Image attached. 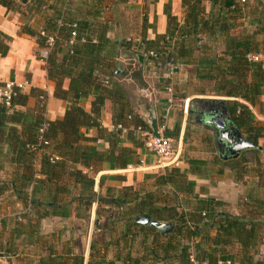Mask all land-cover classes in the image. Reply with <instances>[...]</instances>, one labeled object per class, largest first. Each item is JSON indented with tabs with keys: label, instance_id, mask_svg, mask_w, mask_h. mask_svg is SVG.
I'll list each match as a JSON object with an SVG mask.
<instances>
[{
	"label": "trees",
	"instance_id": "trees-1",
	"mask_svg": "<svg viewBox=\"0 0 264 264\" xmlns=\"http://www.w3.org/2000/svg\"><path fill=\"white\" fill-rule=\"evenodd\" d=\"M134 1L0 0L7 11L20 14V33L34 37L39 49L46 47L40 31L53 37L45 69L54 83L53 96L67 103L63 118L53 121L45 118L46 94L34 88L29 94L20 93L11 108L0 104V197L11 195L22 204L17 225L34 221L36 227L40 220H67L72 215L74 237L72 234L60 248L55 238L45 241L46 254L38 264H264V257L258 258L264 245V160L258 145L264 139V125L249 108L260 104L264 68L262 62L248 58L264 54V0L245 4L217 0L224 11L208 17L202 16L198 1L182 0L186 8L183 25L166 7L164 34L147 40L143 18L139 38L112 40L110 33L119 27L125 13L122 6ZM35 15L40 16L37 27L29 24ZM73 23L76 39L69 46ZM236 28L241 32L233 33ZM136 39H140L138 44ZM10 41L0 32L1 57L8 53ZM118 50L140 56L155 52L163 65L171 59L175 67H194V82L174 85L176 101L183 103L192 93L247 103L227 104L234 124L256 145L250 166L242 156L219 157L221 160L213 162L219 166L216 175H223L227 167L236 172L237 183L248 186L238 212L222 201L198 197L205 194L204 188L195 194L196 183L188 174L209 178L211 172H207L208 162L193 158L186 160L187 171L170 167L145 176L153 181L151 190L104 187L106 177L102 176L97 192L94 177L104 164L117 170L139 163L134 150L121 145V137L134 141L138 129L151 130L122 83L124 78L140 82L141 65L135 58L125 70L117 69L114 58ZM29 97L36 99L34 109H26ZM107 107L115 131L102 126ZM178 128L176 125L175 130ZM82 129H93L96 135L84 136ZM164 135L170 136L168 132ZM139 139L144 145L143 138ZM98 141L108 148L96 146ZM53 156L58 160L52 163ZM143 216L171 223L173 230L161 235L154 227L136 222ZM102 220L106 222L103 229Z\"/></svg>",
	"mask_w": 264,
	"mask_h": 264
},
{
	"label": "crops",
	"instance_id": "crops-1",
	"mask_svg": "<svg viewBox=\"0 0 264 264\" xmlns=\"http://www.w3.org/2000/svg\"><path fill=\"white\" fill-rule=\"evenodd\" d=\"M54 1L58 0H52V2ZM69 1L76 2V0ZM127 5L126 8L122 6V9H125V13L119 19V27L110 33V38L114 41L119 42L133 36L139 38L140 36L137 34L142 31L143 18L146 20L145 33L147 40L152 41L157 35L164 34L167 28L166 7H169L170 14L176 18L179 25L184 24L186 17V8L183 6L182 0H136ZM200 9L203 17L224 11L222 5L215 2L201 3ZM39 17V15H35L29 24L37 27L36 24L40 20ZM21 23V16L18 12L7 11L6 8L0 5V32L11 38L8 53L4 57L0 56V83L12 80L16 84L24 85V94H29L32 88L43 91L46 94L45 118L51 121L60 120L65 114L67 103L53 96L54 83L47 78L44 60L36 56L41 49H39L34 37L20 33ZM238 29H234L232 32L235 34L241 32V29ZM144 55L142 63L139 62L141 65L140 82H136L131 78L122 79L127 94L132 93V96L131 94L129 96L134 102L136 112L146 120L144 118L145 114L153 110L158 127L164 126L165 132H168L171 137L178 131L182 133L180 139H182V136L185 138L190 136L191 145L197 144L195 145L196 148L191 152L193 153L192 156L187 157L184 154V148H182L184 142L177 144L180 148L177 168L187 171L189 166L186 164V160L189 158L208 162L207 172H211L209 178L188 174V178L196 183L195 194H199V190L204 188L205 194L198 195V197L222 201L228 204L234 212H238L240 198L247 191L248 186L235 181L236 172L232 169H224L223 175H216L219 166L213 165V162L215 161L214 157L216 155L219 157V154L214 144V134L208 125L200 122L198 112L203 110L205 100H224L230 116L228 102L236 101L245 105L247 103L237 98L188 93L187 105H185V102L182 103L175 100V106H169L166 102L165 86L162 87V85L165 83L168 85L172 84L174 91L175 84H184L186 81L194 82L195 68L186 65L174 66L178 71H173V75L167 77L162 70H157L156 66L150 63L147 54ZM137 56L130 52L126 53L118 50L116 51L114 62L117 65L125 63L127 67L129 62L134 61ZM152 66L157 71L153 72ZM125 68L123 69L125 70ZM67 84L68 82L66 81L65 87H67ZM35 104L36 99L29 97L26 109H34ZM151 104L153 105L152 108ZM182 107L187 108V112L184 114ZM249 108L255 120L264 125V92L261 95L260 104ZM85 110L89 111V101L85 103ZM101 123L104 128L111 129V116L108 107L102 113ZM176 125L180 126L177 130H175ZM239 131L241 132L240 129ZM81 133L87 137L96 135L93 129H82ZM242 136L244 137L243 134ZM139 138L140 136L136 137V140H134L135 144L126 135L122 136L121 145L134 150L139 163L142 162L146 171L154 170L152 167L157 162V159L146 149ZM95 144L101 149L108 148V145L102 141H98ZM258 145L263 148L260 151V158L264 160V139L259 140ZM145 150L148 154H146ZM251 150L242 152L238 157L245 155L247 152H251L250 154L253 156ZM126 172H128L126 168L113 170L109 164H104L103 169L94 177L95 189L97 190L98 188L100 177H106L105 180L109 179V176L105 174H115L113 176L115 177L124 175ZM0 177L3 178V173H0ZM117 177L121 178L123 176ZM248 180H251V178H248ZM21 212L23 213L22 204L15 201V197L11 195L0 197V264H38L40 258L46 254L45 249H43V246H46L45 241L55 238L56 245L60 248V244L69 239L72 234L73 237L75 235V231L70 228L72 215L67 220L60 218L43 219L37 222L35 227L34 221H23V223L17 225L19 221H16V216ZM31 219L34 220L33 217ZM34 230L35 233H32ZM262 257H264V245H261L259 249L258 258Z\"/></svg>",
	"mask_w": 264,
	"mask_h": 264
},
{
	"label": "built area",
	"instance_id": "built-area-1",
	"mask_svg": "<svg viewBox=\"0 0 264 264\" xmlns=\"http://www.w3.org/2000/svg\"><path fill=\"white\" fill-rule=\"evenodd\" d=\"M199 3H208L211 2L213 0H196ZM225 1H236L240 4H245L251 1H258V0H225ZM45 9V7H43V10ZM59 25H61V21L58 22ZM71 32H70V36H69V41H68V45H72L75 42L76 39V24L73 23L71 24ZM40 36L45 38V43H46V47L42 48L40 50L39 56L41 60H46L48 53L50 51V49L52 48L53 44H54V39L52 36H48L46 35V33L44 31H40ZM128 41H130L128 39ZM137 44L140 42V39H136L134 40ZM82 43H85V39L81 40ZM95 42V41H93ZM147 57L150 61V63H152L153 65L159 66V67H163L168 69L171 74L174 71V65L172 64L171 59L165 63V65H163L160 57L158 54H156L155 52H149L147 54ZM249 60L253 61V62H262L264 64V54H254V55H249L248 56ZM163 65V66H162ZM24 89V85H19L16 84L14 81L9 80L6 82H2L1 86H0V104H3L6 108H11L12 106V102L13 100L20 94L23 92ZM165 91L167 93V98H166V102L169 106H173L174 103V98H173V86L172 84L168 85L165 87ZM185 105H187L188 103V99L184 101ZM112 131H115L116 128H114L113 126H111ZM159 133H160V137H155L152 134V131H144V130H137V133L139 136H141V138H143L144 140V145L146 147V149L157 159V162L154 164V166L152 168L154 169H165V168H169V167H177L178 165V155L180 152V148L179 146L174 150L173 149V140L170 137H167L164 135L165 132V127L164 126H159L158 127ZM43 130H40V132H42ZM122 133L125 134L126 130L123 129ZM44 145H47L48 142L47 141H43ZM263 158H264V152H263ZM58 158L53 156L50 158V161L53 163L55 161H57ZM145 166H143L142 162H140L139 164L136 165H131L128 166L126 168V170L128 172H138V171H143L145 170ZM197 264V263H196ZM201 264H205V263H201Z\"/></svg>",
	"mask_w": 264,
	"mask_h": 264
},
{
	"label": "water",
	"instance_id": "water-1",
	"mask_svg": "<svg viewBox=\"0 0 264 264\" xmlns=\"http://www.w3.org/2000/svg\"><path fill=\"white\" fill-rule=\"evenodd\" d=\"M26 3L27 0H19ZM137 59L142 63L144 56H137ZM174 72L178 69L174 68ZM153 105L151 104V108ZM200 117V122L208 125L212 130L214 137V144L217 147H222L218 149L219 157L222 159L237 158L242 152L256 148L252 142L246 140L239 129L235 126L232 117L229 115L225 101L224 100H205L203 110L198 112ZM144 118L148 123L152 134L155 137H160L158 130L157 119L153 110L145 114ZM136 222L154 227L161 235H166L173 230V225L167 222H159L152 220L148 216H143L137 218Z\"/></svg>",
	"mask_w": 264,
	"mask_h": 264
},
{
	"label": "rangeland",
	"instance_id": "rangeland-1",
	"mask_svg": "<svg viewBox=\"0 0 264 264\" xmlns=\"http://www.w3.org/2000/svg\"><path fill=\"white\" fill-rule=\"evenodd\" d=\"M216 1L217 0H213V1L208 2V3H213V2H216ZM251 27H254V25H252ZM238 30H240V28ZM154 66H156V65H154ZM154 66H152L153 67V70H152L153 72H155L157 70H162V72L167 77H171L173 75V73L171 74V72L168 69H166V68L156 66V69H157L156 70ZM125 67H126L125 63H121L120 65H117V69H119V70H124L123 68H125ZM163 86H165V85L163 84L162 87ZM164 89H165V87H164ZM164 92H165V94H167L165 90H164ZM130 94L132 96V93H130ZM173 106H175V101L173 103ZM182 110H183L182 111L183 114L187 112V108L186 107L185 108L182 107ZM180 135H182V133L178 131V133L173 134L172 137L169 136L174 141L173 142V149L175 150L178 147L177 144L179 142H182V143L184 142L182 144V148H184L185 156H187V157L192 156L193 153H191V152L196 148L195 145H197V144L191 145V141L192 140L190 139V136H188L186 138L184 136H182V139H180L181 138ZM184 144H185V147H184ZM250 153L251 152H247L245 155L242 156L247 162H249L248 166H250V163L253 160V156ZM146 154H148L147 151H146ZM214 158H215V160H217V159L221 160L217 155ZM222 166H223V164H222ZM225 169H228V168L226 167ZM162 172H163V169H154V170H150V171H146V170L142 171L141 170V171L134 172V173L126 172L124 175H117V176H123V177H121L122 179H117V180L112 178L115 174L114 175L113 174H105L106 176H109V179L105 180L103 186L104 187L108 186V187H111V188H114V189H121V188H123L125 186H133L134 188L140 189V190H151L152 189L151 185H152L153 181L151 179H146L145 176L161 174ZM98 191H99V188L97 189V192ZM101 226H102L101 229H103V227L106 226V222L104 220L101 221ZM77 236H78V234H77ZM96 239L99 240L98 235L96 236Z\"/></svg>",
	"mask_w": 264,
	"mask_h": 264
},
{
	"label": "flooded vegetation",
	"instance_id": "flooded-vegetation-1",
	"mask_svg": "<svg viewBox=\"0 0 264 264\" xmlns=\"http://www.w3.org/2000/svg\"><path fill=\"white\" fill-rule=\"evenodd\" d=\"M218 149H221V150H222V147H219ZM218 151H219V150H218ZM228 158H230V157H228ZM228 158H227V159H228ZM225 160H226V159H225Z\"/></svg>",
	"mask_w": 264,
	"mask_h": 264
}]
</instances>
